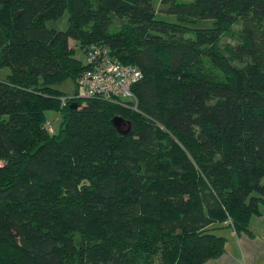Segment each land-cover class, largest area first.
Segmentation results:
<instances>
[{
    "label": "trees",
    "instance_id": "obj_1",
    "mask_svg": "<svg viewBox=\"0 0 264 264\" xmlns=\"http://www.w3.org/2000/svg\"><path fill=\"white\" fill-rule=\"evenodd\" d=\"M160 3L177 20L152 0H0V264H202L224 251L221 228L250 232L264 207V0ZM65 12L66 29L47 25ZM236 23L241 40L221 46ZM93 46L141 70L136 102L77 96Z\"/></svg>",
    "mask_w": 264,
    "mask_h": 264
},
{
    "label": "built area",
    "instance_id": "obj_2",
    "mask_svg": "<svg viewBox=\"0 0 264 264\" xmlns=\"http://www.w3.org/2000/svg\"><path fill=\"white\" fill-rule=\"evenodd\" d=\"M88 67L77 81L79 97L103 96L131 99L136 102L131 92L132 86L141 78V70L133 64H122L109 55L107 49L93 46L86 54ZM49 131L52 127L48 124Z\"/></svg>",
    "mask_w": 264,
    "mask_h": 264
},
{
    "label": "crops",
    "instance_id": "obj_3",
    "mask_svg": "<svg viewBox=\"0 0 264 264\" xmlns=\"http://www.w3.org/2000/svg\"><path fill=\"white\" fill-rule=\"evenodd\" d=\"M249 229L235 233L230 227L221 228L226 238L224 251L202 264H264V207L251 217Z\"/></svg>",
    "mask_w": 264,
    "mask_h": 264
},
{
    "label": "rangeland",
    "instance_id": "obj_4",
    "mask_svg": "<svg viewBox=\"0 0 264 264\" xmlns=\"http://www.w3.org/2000/svg\"><path fill=\"white\" fill-rule=\"evenodd\" d=\"M153 4L156 6V16L158 18L167 19L170 21L177 20V17L175 15L171 14H165L162 11L159 10L161 3L160 0H152ZM112 27L115 29H121L124 20L118 17H112L111 19ZM49 27H54L56 29L64 30L67 28L68 22H67V12H65L61 17H59L57 20L49 21L47 23ZM192 25L194 26H211L212 20L210 19H203V20H195V22H192ZM240 31L241 26L239 23H236L232 27L231 34H226L220 38L219 44L221 46H232L238 43L240 38ZM69 44L76 50V56L82 60H84V55L78 48V42L70 39ZM9 72L8 67H4L0 69V78L4 77L6 73ZM56 87L63 92L64 97H71L74 95L75 91H77L76 84L74 81L70 78H66L62 80L59 84L56 85ZM123 101V100H122ZM46 115V122L52 127V129L57 130L59 123H60V116L59 114L54 110H48L45 113ZM220 233V231H218Z\"/></svg>",
    "mask_w": 264,
    "mask_h": 264
},
{
    "label": "water",
    "instance_id": "obj_5",
    "mask_svg": "<svg viewBox=\"0 0 264 264\" xmlns=\"http://www.w3.org/2000/svg\"><path fill=\"white\" fill-rule=\"evenodd\" d=\"M112 122L116 130L120 133H128L130 130V122L123 120L121 117L115 116Z\"/></svg>",
    "mask_w": 264,
    "mask_h": 264
}]
</instances>
